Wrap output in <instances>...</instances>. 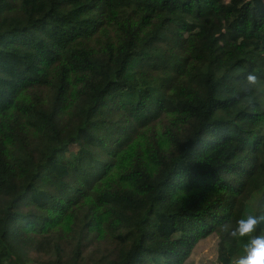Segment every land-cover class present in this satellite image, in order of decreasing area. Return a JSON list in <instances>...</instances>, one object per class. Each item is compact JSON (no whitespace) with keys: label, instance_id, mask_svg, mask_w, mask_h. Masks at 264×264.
Listing matches in <instances>:
<instances>
[{"label":"trees","instance_id":"1","mask_svg":"<svg viewBox=\"0 0 264 264\" xmlns=\"http://www.w3.org/2000/svg\"><path fill=\"white\" fill-rule=\"evenodd\" d=\"M249 213L264 0H0V264H232Z\"/></svg>","mask_w":264,"mask_h":264},{"label":"clouds","instance_id":"2","mask_svg":"<svg viewBox=\"0 0 264 264\" xmlns=\"http://www.w3.org/2000/svg\"><path fill=\"white\" fill-rule=\"evenodd\" d=\"M246 81L249 85H255L257 76L249 73ZM261 223H264V213H249L239 218L230 230L226 225H221V231H226L230 238L241 242V251L233 258L232 264H264V232L254 234Z\"/></svg>","mask_w":264,"mask_h":264},{"label":"rangeland","instance_id":"3","mask_svg":"<svg viewBox=\"0 0 264 264\" xmlns=\"http://www.w3.org/2000/svg\"><path fill=\"white\" fill-rule=\"evenodd\" d=\"M216 239L212 236L199 242L192 250L190 261L191 264H215ZM32 263L39 257L34 253L31 254ZM43 258V256H40Z\"/></svg>","mask_w":264,"mask_h":264}]
</instances>
